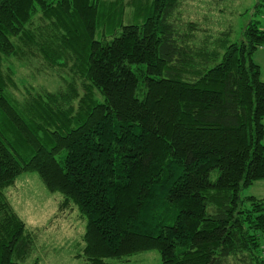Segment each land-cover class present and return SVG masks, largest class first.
<instances>
[{
  "label": "trees",
  "instance_id": "trees-1",
  "mask_svg": "<svg viewBox=\"0 0 264 264\" xmlns=\"http://www.w3.org/2000/svg\"><path fill=\"white\" fill-rule=\"evenodd\" d=\"M185 1L0 0V264L36 247L5 195L28 171L78 207L93 264H264V199L243 196L264 180V28L209 50ZM34 47L81 87L20 107L4 66Z\"/></svg>",
  "mask_w": 264,
  "mask_h": 264
},
{
  "label": "rangeland",
  "instance_id": "rangeland-1",
  "mask_svg": "<svg viewBox=\"0 0 264 264\" xmlns=\"http://www.w3.org/2000/svg\"><path fill=\"white\" fill-rule=\"evenodd\" d=\"M258 2L188 0L180 9L185 20L200 23L208 30V38L212 42V45L207 43L209 50L223 53L227 45L241 41L243 27L251 19L261 21L264 28V8L255 14ZM25 50L26 55L22 59L13 57L6 60L4 66L5 74L13 79L9 92L15 96L20 107L37 94L66 90L72 81L77 83L78 88L81 87L82 79L70 67L71 63L69 67L53 68L35 47L33 51ZM255 61L263 63L264 73L263 51L257 53ZM5 195L35 238L36 247L32 256L23 264H93L79 255L85 246L86 220L76 205L61 206L64 196L60 192H49L39 174L31 171L21 174L14 184L5 189ZM245 195L264 199V180L247 187L243 192ZM162 261L159 250L134 253L121 259H106L108 264H161Z\"/></svg>",
  "mask_w": 264,
  "mask_h": 264
},
{
  "label": "crops",
  "instance_id": "crops-1",
  "mask_svg": "<svg viewBox=\"0 0 264 264\" xmlns=\"http://www.w3.org/2000/svg\"><path fill=\"white\" fill-rule=\"evenodd\" d=\"M262 51L264 52V49H262V50H260V51H258V52H262ZM258 52H256V54L254 55V60H255V58H256ZM255 62H257V63L260 65V67H261V74H262V73H263V72H262V64H263V63H262V62H258V61H255ZM262 78L264 79V73L262 74Z\"/></svg>",
  "mask_w": 264,
  "mask_h": 264
}]
</instances>
